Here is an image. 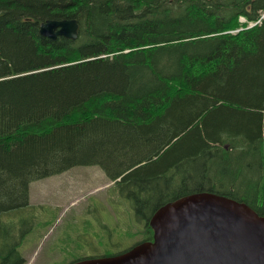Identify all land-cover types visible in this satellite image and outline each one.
Here are the masks:
<instances>
[{
  "label": "trees",
  "instance_id": "1",
  "mask_svg": "<svg viewBox=\"0 0 264 264\" xmlns=\"http://www.w3.org/2000/svg\"><path fill=\"white\" fill-rule=\"evenodd\" d=\"M263 11L264 0H0V264L26 262L2 214L29 204L31 181L76 165L123 185L141 225L200 190L263 215L264 17L248 26ZM72 17L75 39L39 33Z\"/></svg>",
  "mask_w": 264,
  "mask_h": 264
},
{
  "label": "rangeland",
  "instance_id": "2",
  "mask_svg": "<svg viewBox=\"0 0 264 264\" xmlns=\"http://www.w3.org/2000/svg\"><path fill=\"white\" fill-rule=\"evenodd\" d=\"M111 182L97 165H76L31 181L29 204L2 214L6 226L20 236L18 251L25 264H69L137 240L141 222L134 219L133 203L123 185L119 191ZM160 188L153 192L155 205L167 193L162 194L164 185ZM168 189L171 194L176 187ZM236 190L248 189L239 184Z\"/></svg>",
  "mask_w": 264,
  "mask_h": 264
},
{
  "label": "water",
  "instance_id": "3",
  "mask_svg": "<svg viewBox=\"0 0 264 264\" xmlns=\"http://www.w3.org/2000/svg\"><path fill=\"white\" fill-rule=\"evenodd\" d=\"M76 18H50L39 33L78 37ZM151 241L111 256L71 264H264V214L244 201L207 190L167 201L152 213Z\"/></svg>",
  "mask_w": 264,
  "mask_h": 264
},
{
  "label": "flooded vegetation",
  "instance_id": "4",
  "mask_svg": "<svg viewBox=\"0 0 264 264\" xmlns=\"http://www.w3.org/2000/svg\"><path fill=\"white\" fill-rule=\"evenodd\" d=\"M149 219L150 218H147V217H144L142 219L143 224L141 225V230L139 231V234H138L139 235V237L137 239L138 241H133V242L138 243V242H143V241L151 240L150 236H153V231H152V233L150 231L151 230V227H150V224H149ZM135 244H133V245H135ZM105 251H108V249H106Z\"/></svg>",
  "mask_w": 264,
  "mask_h": 264
}]
</instances>
